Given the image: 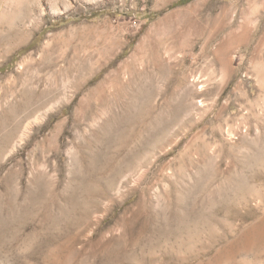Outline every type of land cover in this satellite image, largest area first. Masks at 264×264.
<instances>
[{
    "label": "rangeland",
    "instance_id": "obj_1",
    "mask_svg": "<svg viewBox=\"0 0 264 264\" xmlns=\"http://www.w3.org/2000/svg\"><path fill=\"white\" fill-rule=\"evenodd\" d=\"M0 264H264V0H0Z\"/></svg>",
    "mask_w": 264,
    "mask_h": 264
},
{
    "label": "bare ground",
    "instance_id": "obj_2",
    "mask_svg": "<svg viewBox=\"0 0 264 264\" xmlns=\"http://www.w3.org/2000/svg\"><path fill=\"white\" fill-rule=\"evenodd\" d=\"M17 2H19V1H17Z\"/></svg>",
    "mask_w": 264,
    "mask_h": 264
},
{
    "label": "trees",
    "instance_id": "obj_3",
    "mask_svg": "<svg viewBox=\"0 0 264 264\" xmlns=\"http://www.w3.org/2000/svg\"><path fill=\"white\" fill-rule=\"evenodd\" d=\"M181 2V1H180Z\"/></svg>",
    "mask_w": 264,
    "mask_h": 264
}]
</instances>
